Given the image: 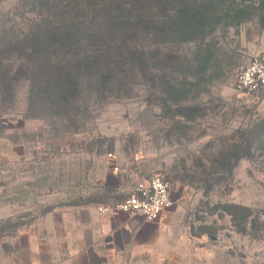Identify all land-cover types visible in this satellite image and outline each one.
Instances as JSON below:
<instances>
[{
    "label": "rangeland",
    "instance_id": "374dc122",
    "mask_svg": "<svg viewBox=\"0 0 264 264\" xmlns=\"http://www.w3.org/2000/svg\"><path fill=\"white\" fill-rule=\"evenodd\" d=\"M100 7L132 8L160 30L128 37L146 64L105 98L86 85L66 106L30 102L25 80L12 104L0 98V264H14L37 218L120 202L154 176L171 182L183 218L135 264H264V93L236 88L264 37V0H0V50Z\"/></svg>",
    "mask_w": 264,
    "mask_h": 264
},
{
    "label": "trees",
    "instance_id": "16d2710c",
    "mask_svg": "<svg viewBox=\"0 0 264 264\" xmlns=\"http://www.w3.org/2000/svg\"><path fill=\"white\" fill-rule=\"evenodd\" d=\"M104 9L97 8V12H87V15L77 19L73 16L63 17L62 21L47 25L46 29L31 31L30 36L8 40L0 50V98L12 104L16 97V85L25 80L29 82L30 102L43 97L44 100L66 106L79 93L86 92V85L90 93L93 90L105 98L114 92L118 83L128 81L127 67L140 63L143 68L146 64L145 48L134 47L131 45L133 40L128 37L144 33L149 27L157 32L161 22L139 12L134 15L132 8H124L127 11L124 17ZM192 16L196 17V14ZM120 40L114 51V45ZM80 47L84 50L75 57L66 56V52ZM10 52L20 56L15 68L4 65L6 58L3 54ZM34 57H44L48 64L40 68L34 62ZM66 58L74 61L68 59V63ZM112 65L121 67L113 69Z\"/></svg>",
    "mask_w": 264,
    "mask_h": 264
},
{
    "label": "crops",
    "instance_id": "0c3cea01",
    "mask_svg": "<svg viewBox=\"0 0 264 264\" xmlns=\"http://www.w3.org/2000/svg\"><path fill=\"white\" fill-rule=\"evenodd\" d=\"M255 51H264V37ZM100 205L67 206L37 218L14 264H135L136 253L151 249L171 228H180L183 218L175 206L147 222L123 213H100Z\"/></svg>",
    "mask_w": 264,
    "mask_h": 264
},
{
    "label": "built area",
    "instance_id": "2783aa9c",
    "mask_svg": "<svg viewBox=\"0 0 264 264\" xmlns=\"http://www.w3.org/2000/svg\"><path fill=\"white\" fill-rule=\"evenodd\" d=\"M236 88L249 94L264 93V51L252 56L249 63L241 68ZM171 189L169 180L154 176L135 183L122 201L100 205L99 212L110 215L123 213L132 219L154 222L164 211L175 206Z\"/></svg>",
    "mask_w": 264,
    "mask_h": 264
},
{
    "label": "water",
    "instance_id": "95a60500",
    "mask_svg": "<svg viewBox=\"0 0 264 264\" xmlns=\"http://www.w3.org/2000/svg\"><path fill=\"white\" fill-rule=\"evenodd\" d=\"M210 238H211L212 240H218V238H217V237H214V236H210Z\"/></svg>",
    "mask_w": 264,
    "mask_h": 264
}]
</instances>
